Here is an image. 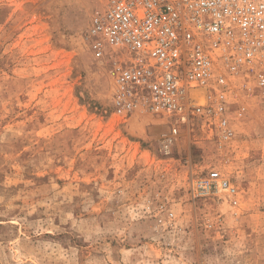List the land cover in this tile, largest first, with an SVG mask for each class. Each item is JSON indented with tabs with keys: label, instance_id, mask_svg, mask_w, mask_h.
I'll list each match as a JSON object with an SVG mask.
<instances>
[{
	"label": "rangeland",
	"instance_id": "1",
	"mask_svg": "<svg viewBox=\"0 0 264 264\" xmlns=\"http://www.w3.org/2000/svg\"><path fill=\"white\" fill-rule=\"evenodd\" d=\"M107 2L0 0V264H264V95L237 81L223 147L196 117L119 113L127 55L88 35ZM215 170L235 196L197 188Z\"/></svg>",
	"mask_w": 264,
	"mask_h": 264
},
{
	"label": "built area",
	"instance_id": "2",
	"mask_svg": "<svg viewBox=\"0 0 264 264\" xmlns=\"http://www.w3.org/2000/svg\"><path fill=\"white\" fill-rule=\"evenodd\" d=\"M88 35L96 57L110 48L127 55L114 83L119 113L148 111L183 123L196 117L211 123L223 147L235 135L237 81L254 79L264 95V0H108L94 11ZM202 88L205 103L191 96ZM246 112L238 107L237 118ZM197 188L238 193L218 170Z\"/></svg>",
	"mask_w": 264,
	"mask_h": 264
},
{
	"label": "bare ground",
	"instance_id": "3",
	"mask_svg": "<svg viewBox=\"0 0 264 264\" xmlns=\"http://www.w3.org/2000/svg\"><path fill=\"white\" fill-rule=\"evenodd\" d=\"M191 96L199 99L201 103H205L206 92L205 89L192 90Z\"/></svg>",
	"mask_w": 264,
	"mask_h": 264
}]
</instances>
